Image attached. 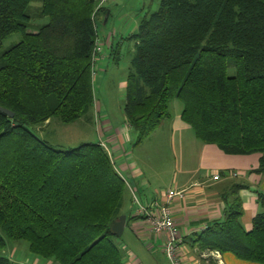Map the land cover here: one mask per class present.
Returning a JSON list of instances; mask_svg holds the SVG:
<instances>
[{"label":"trees","instance_id":"obj_1","mask_svg":"<svg viewBox=\"0 0 264 264\" xmlns=\"http://www.w3.org/2000/svg\"><path fill=\"white\" fill-rule=\"evenodd\" d=\"M96 4L0 0V108L14 114L0 112V252L5 236L52 264H126L111 228L127 186L108 153L100 143L59 150L32 131L93 110L92 55L97 22L107 17ZM34 16L47 22L34 25ZM16 33L21 40L2 50ZM125 40L134 51L123 113L135 145L178 101L200 142L225 155H258L251 173L264 176V0H159ZM242 188L233 187L223 221L196 242L201 252L264 264V212L244 229ZM0 264L14 263L0 256Z\"/></svg>","mask_w":264,"mask_h":264},{"label":"crops","instance_id":"obj_2","mask_svg":"<svg viewBox=\"0 0 264 264\" xmlns=\"http://www.w3.org/2000/svg\"><path fill=\"white\" fill-rule=\"evenodd\" d=\"M117 1L109 0L103 7L107 10L106 24L112 14L113 5L118 6ZM152 2L153 0H122V22L126 23L129 17H139L138 21L134 19V22L139 23L148 10V3L151 6ZM137 26L136 23L131 32L122 34L116 51H112L115 46L113 36L100 39L104 47V43H107L109 56H113L123 47L125 38L135 32ZM107 58L108 54L105 55L104 52L98 66H103ZM122 88H126V81H122ZM96 110L97 143L107 147L115 167L135 190L142 204L163 200L161 198L166 191L184 192L182 200L174 199L169 205L182 241L177 253L181 264H255L240 261L231 254L201 252L196 241L214 223L223 221L228 203L231 204L234 197L233 187L237 184L247 187L239 189L237 193L243 208L241 222L244 229L250 231L252 219L264 212V176L251 173L258 167V155H225L217 147L200 142L192 129L182 122V105L173 112L171 110L172 116L138 145H135L136 135L126 124L123 111L122 120L111 121L107 119L106 113H102V109ZM50 123L51 120L46 122L42 129H46ZM215 175L219 176L218 180L213 179ZM127 193L133 205L129 187ZM127 202L128 196L124 198L121 214L126 217L123 234L127 230L132 236L130 244L141 243L140 245L145 246L147 243L148 248L157 246L163 252L166 234L156 235L151 224L138 215L137 209L135 213L129 210ZM122 248V252L125 255L128 253L130 258L129 261L125 260L126 264H141L127 251V247ZM35 264L52 262H42L36 258Z\"/></svg>","mask_w":264,"mask_h":264},{"label":"rangeland","instance_id":"obj_3","mask_svg":"<svg viewBox=\"0 0 264 264\" xmlns=\"http://www.w3.org/2000/svg\"><path fill=\"white\" fill-rule=\"evenodd\" d=\"M159 1L153 0L152 5L148 8L151 11L157 9ZM118 5L115 7L113 5L112 14L109 17L108 23L103 25L100 21L97 22V33L98 38L104 39L108 35L113 36L114 44L117 45V42H121L122 34L126 32H131L134 29L136 23L134 19L139 20V17H129L128 20L122 22V0L116 2ZM129 5V4H128ZM39 7L38 3H32L30 11L33 10V14H36V9ZM150 7V8H149ZM142 18V17H141ZM47 22L46 18L37 19L34 16L33 24L42 25ZM21 40V34L16 33L8 36L2 44V50L8 49L11 46L17 44ZM104 52L108 54V58L103 62V66L99 64L97 67L96 76L94 77L93 82V91H94V107L93 110L87 115V117L80 119L79 121L70 124L64 125L57 119H52L50 125L46 129H42L43 126L33 128V133L41 140L48 143L53 148L59 150H68L75 148L83 143H97V133L96 128L98 121L97 110L102 109V113H106L107 119L111 121H120L122 120V111L125 104L126 92L122 88V81H127V74L130 67L131 55L134 51V42L126 41L121 46L116 54L109 56V48H107L104 43ZM103 52V53H104ZM175 103V105H173ZM181 108V103L174 101L171 106L172 112L174 109ZM90 120V121H88ZM95 141V142H94ZM134 146V144H133ZM112 156V154H111ZM170 159V156H169ZM128 196L129 202L126 203L130 211H136V205H131V199L125 192L124 198ZM140 199V198H139ZM142 203V202H141ZM122 212V210H121ZM6 241V247L0 252V256H4L11 260L14 264H35V259L30 251L27 242L21 241H12L3 236ZM132 236L126 230L121 238H118L116 244L118 245L120 251H124L122 246L127 247L129 252L141 262V264H167L170 260L167 255L164 254L157 246L147 247V243L144 245L140 244H130ZM151 243V242H150ZM130 245V246H129ZM151 245H153L151 243ZM124 260L129 261L128 253L124 254ZM42 262H47L42 259ZM168 261V262H167Z\"/></svg>","mask_w":264,"mask_h":264},{"label":"built area","instance_id":"obj_4","mask_svg":"<svg viewBox=\"0 0 264 264\" xmlns=\"http://www.w3.org/2000/svg\"><path fill=\"white\" fill-rule=\"evenodd\" d=\"M108 1L109 0H97L95 12L102 9ZM103 52H104V45L100 41V38H98L97 36L93 55H92V79H94V77L96 76L98 62H99L100 57H102ZM101 146L108 153L112 163L115 165V163L112 160L111 153H109V151L107 150V147L103 144H101ZM115 168L117 172L119 173V175L122 177V174L117 169V167ZM235 175L236 174H233V176ZM213 179L218 180L219 176L215 175ZM124 181L126 183V186L129 187L130 189V192L132 195V202L134 205L137 206L136 208H137L138 215L146 219V221H148L151 224L152 230L156 235L166 234L167 239H166V243L164 245L163 250L165 254L167 255L168 259L170 260V262L172 264H181V262L178 259L177 253H178V248L182 244V241L179 238L178 229L172 219V214H171L169 205L174 199L182 200L184 198V192L183 191L175 192L173 190L166 191L163 197L161 198L163 200H155L151 202L150 204L146 205V204L141 203L135 190L131 186L128 185L125 179Z\"/></svg>","mask_w":264,"mask_h":264},{"label":"water","instance_id":"obj_5","mask_svg":"<svg viewBox=\"0 0 264 264\" xmlns=\"http://www.w3.org/2000/svg\"><path fill=\"white\" fill-rule=\"evenodd\" d=\"M0 112L7 115L9 118L14 117V114L11 113L10 111L6 110V109L0 108ZM125 223H126V217L125 216H120L118 220L113 222L111 229L117 238H121V236L123 235Z\"/></svg>","mask_w":264,"mask_h":264}]
</instances>
